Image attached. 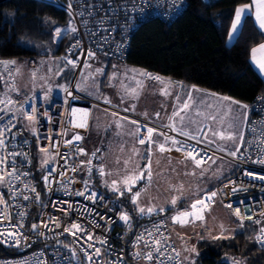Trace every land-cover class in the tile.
Masks as SVG:
<instances>
[{
	"label": "built area",
	"instance_id": "built-area-1",
	"mask_svg": "<svg viewBox=\"0 0 264 264\" xmlns=\"http://www.w3.org/2000/svg\"><path fill=\"white\" fill-rule=\"evenodd\" d=\"M51 1L67 10L71 19L69 30L75 35L64 54L67 64L73 69L69 82L50 101L41 100L32 93L16 98L6 94L0 74V101L5 102L0 103V132H3L4 140V144L0 145V157L5 159V163L0 164V174H5L4 181L0 182V198L3 201L0 202V243L14 252L0 256V264H183L169 225L196 222L200 220L196 217H203L217 201L230 210L233 219L240 225L251 222L256 226L253 237L257 246L264 250V243L257 239L264 236L260 226L264 220V163L259 162L264 160V95L249 104L240 151L232 156L230 151L213 148L198 137L191 135L194 138L190 139L181 135L169 119L170 114L161 121L155 120L95 99L77 89L79 73L88 58L91 59L88 55L90 51L123 61L132 32L143 19L156 16L170 21L182 13L186 0ZM69 60L74 64H69ZM2 69L5 70V67ZM172 79L176 84L182 83L180 79ZM9 81L15 84L12 77ZM8 100L13 103L7 104ZM94 104L135 121L136 130L139 129L136 133L139 145H149L147 129L151 127L156 129L152 140L165 144L171 149L170 153L193 164V159L186 158L190 151L199 153L205 159L218 155L233 161L235 168L197 198L217 193L204 204L197 205L196 209L190 207L194 200L168 213L146 215L135 225L131 219L122 220L121 194L96 193L85 183L100 171V149L88 151L83 145ZM26 114H31L34 119L28 120ZM81 124L85 126H78ZM169 125L177 130L173 131ZM162 133L178 143L166 141ZM75 135L82 139L75 140ZM141 138L145 139V144L138 143ZM69 140L71 144L66 143ZM178 147L182 150L176 151ZM79 149H83L85 154H81ZM89 160L91 164L87 163ZM73 168L76 170L73 171ZM13 171L19 179L6 175ZM33 188L35 191H32ZM125 192L130 193L128 190ZM37 195L40 196L39 203L36 202ZM25 196L29 199L25 200ZM237 210L239 216L235 214ZM183 212L189 215L180 216L173 223L172 217ZM53 221L58 222L60 227H56ZM73 222L84 229V232H77L78 238L64 232V228L70 227ZM21 224L23 227H20ZM33 224L38 226L35 230ZM86 234H91L94 239L89 240ZM141 236L143 239L138 240ZM154 239L160 240L161 245L154 244ZM97 240L106 243L101 244ZM157 247L163 255L154 251ZM96 248L100 249V255L95 254ZM149 252L152 260L146 258Z\"/></svg>",
	"mask_w": 264,
	"mask_h": 264
},
{
	"label": "trees",
	"instance_id": "trees-1",
	"mask_svg": "<svg viewBox=\"0 0 264 264\" xmlns=\"http://www.w3.org/2000/svg\"><path fill=\"white\" fill-rule=\"evenodd\" d=\"M250 1L186 0L182 13L170 21L148 16L132 32L123 61L249 106L256 97L264 95V80L250 61L252 48L264 42V32L251 15H245L235 39L228 43L227 37L236 9ZM70 25L67 10L51 0H0V59H62L73 41L66 35L57 36L55 29L63 31ZM103 61L107 65L102 78L105 82L114 60ZM65 70L66 85L73 69L69 66ZM189 202L182 200L156 214L171 212ZM145 217L133 216L131 221L135 225ZM255 231L253 223L245 222L226 238L200 240L195 264H264V250L255 243ZM10 254H14L13 250L0 243V256Z\"/></svg>",
	"mask_w": 264,
	"mask_h": 264
},
{
	"label": "rangeland",
	"instance_id": "rangeland-1",
	"mask_svg": "<svg viewBox=\"0 0 264 264\" xmlns=\"http://www.w3.org/2000/svg\"><path fill=\"white\" fill-rule=\"evenodd\" d=\"M63 35H66L69 40L75 39V35L69 28L61 30L60 37ZM98 60L96 62L88 58L87 63L84 64L77 81L78 91L95 99H109L113 103L117 101L113 97L116 95L117 98H120L118 102H121V104H123L126 95L133 92L137 95L142 93L143 96H152L153 88L150 87L149 79L142 74L141 71H145L143 68L115 60L110 65L111 68L106 79V84L113 90V94L110 95L108 88L99 86V80L105 77L107 65L104 64V56L98 54ZM5 62L8 63L0 62V70L2 71V68L5 67V70L2 73L0 71V74L3 76L2 85L6 94H13L14 89L8 91L10 87L15 88V92H17L18 89L16 88L18 86L21 89V92H18L22 95L32 93L41 100L50 101L54 95L65 87V69L69 67L65 56L62 59L52 56H32L22 60H14L15 65L8 59ZM130 70H136L139 74L132 76ZM60 73L64 76L56 81ZM9 77L14 79L15 84L9 81ZM206 98V101H204L200 97H193L194 101L190 102L189 108L181 113L185 116V121L180 122L178 117H174V120L183 128V131L189 132L192 136H196L195 134L198 131L206 127L204 131L209 134H212L213 131L222 132L225 136L231 134L234 139L226 140L237 143L242 120L241 106L233 103V100L220 98L215 94ZM150 103L156 104L157 102L152 101ZM129 108L133 111H139L133 106ZM211 117H214V119ZM104 120L115 121L124 131L125 139H119L117 127L112 134L100 133L99 122ZM189 120L195 121V123H188ZM89 121L88 133L83 138L84 147L89 150L93 146L100 145L102 142L100 140L101 136H106L107 142L113 146L107 149L99 147L98 163L104 174L101 175V171H99L97 177L88 179L87 183L96 193L100 191L112 194L123 193L120 198L122 214H126L129 219H132L133 216L141 217L163 212L182 200H188L200 186L207 184L216 177L220 178L223 174L222 165L229 164L223 159L212 158L205 167L195 169L189 162L182 160L176 154H169L166 151L161 153L155 145H152L151 176L149 177L145 172L142 179L129 180L126 184L124 182L126 178L139 174L141 169L149 163L148 148L150 145L137 144L135 139L136 123L115 116L96 104L91 107ZM217 146L232 151L227 143V148L221 145ZM126 161L127 165L125 164ZM81 175L84 176L83 171ZM129 187L131 191L126 195L125 191ZM136 193L140 195L137 197V203L133 204L132 198ZM173 197H176L175 204L172 203ZM125 199L127 200L125 201ZM138 206L145 208L146 211L140 213ZM149 207L155 210L149 213L147 212ZM237 224L240 225L233 219L230 210L223 206L220 201H217L203 215L202 219L190 224H170L169 229L172 239L181 254L183 264H195L198 252L197 243L200 240L229 236L236 230ZM260 226L264 228V220Z\"/></svg>",
	"mask_w": 264,
	"mask_h": 264
},
{
	"label": "crops",
	"instance_id": "crops-1",
	"mask_svg": "<svg viewBox=\"0 0 264 264\" xmlns=\"http://www.w3.org/2000/svg\"><path fill=\"white\" fill-rule=\"evenodd\" d=\"M244 6H248V7L245 9V12L242 13L240 22L237 25L236 30L233 32L232 24H233V21L236 18V12L234 14L233 21H232V24H231V27H230V31H229V33L232 32V36L230 37L229 33H228V37H227V42L228 43H231L235 39V37H236V35H237L238 31H239V28L241 26L242 19H243V17L245 15H251L253 17V20H254L256 26L260 30H262L264 32V29H262L260 27V23H259V21L257 19V4L253 3V0H251L250 3L240 5V6H238V8H242ZM262 45H264V42H262L261 44L255 46L254 48H252L251 53H250V61L252 63V66L255 68V70L260 74V76L264 80V70H262V68H261V65H264V49H262L260 47ZM6 60L7 59H1V62L3 63ZM8 60L10 62H14V60H16V59H8ZM94 61H96V59H94ZM98 61H96V62H98ZM121 62H124V61H121ZM15 64L16 63L14 62L13 65H15ZM110 68H111V66H110ZM109 71H108V73H109ZM129 72H130V74L132 76H135L136 74H139L136 70H130ZM141 72L144 75V77L148 78L149 81H150V87L153 88L152 96H147V95L143 96L142 93L137 95V93L133 92L130 95H126V98H125L123 104H121V102H118V101H120V98H117L116 95L113 96L114 99L117 100L115 103L111 102V100H109V99H107V101H110L111 104H114V105H117V106H120V107H123V108H127L129 110H130L129 107H131V106L136 107L137 109H139V111H136V110H134V111L130 110V111L142 114L144 116H148V117H150L152 119H155V120H160L161 121L166 115L170 114V116L172 117V122H173L174 126L178 130H181V129L183 130V128H181V126L179 124H177V122L174 120V117H173L172 114H173L174 111H178L180 108H182L184 102H187L188 104H190V102L193 100V97H200L204 101H206V99H207L206 97L207 96L209 97V96H212L214 94L217 95V96H220V98H223V97L224 98H228L230 100L238 102L236 104H239V106H241V105L246 106V107H241V110H242L241 129H240V136H239V139L237 140V143L236 142H232V141L228 142L226 139H220L218 137L213 136L211 133L210 134L208 133L207 138H205L202 135V133L205 132L204 129H206V127H203L202 130L198 131V133L195 134L196 135L195 137H198L200 140L206 142L211 147L217 148V149H223V148L218 147L217 145H221V146L227 148L226 143H227V145H229V147L232 148L231 149L232 151H235L237 146L240 147V145L242 143V140H243L244 126H245V123H246V120H247V116H248V104H246L244 102L237 101L235 99H232V98H230L228 96H225V95H222V94L214 93L212 91H209L207 89H204V88H201V87H198V86L184 85L183 83L176 84L173 81L172 78L162 77V76H159V75H157V74H155L153 72L147 71V70L141 71ZM61 75L62 74L60 73V75L57 76L56 81L61 79L60 78ZM156 77H159V79H156ZM99 82H100L99 86L101 88H108L109 89V94L110 95L113 94L112 88L108 87V85L105 84L106 81L103 82L102 78H101L99 80ZM12 89H14L12 95L15 96L16 98H20L21 95H22L20 93L21 89H19L18 86H17L16 89H18V91H20V92H18V91L15 92V88H11L10 87V88H8V91L10 92ZM189 94H191V98L189 97ZM103 101H106V99L103 100ZM152 101H156L157 103L156 104L150 103ZM98 106H100V105H98ZM100 107L103 108L104 110H106L107 112L115 115V116H118V117H121V118H125V117L117 114L116 112L112 111L111 109H108V108H105V107H102V106H100ZM90 112H91V110H90ZM156 113H159V117L156 116ZM89 120H90V114H89V118H88V130H89V122H90ZM126 120H127V118H126ZM99 124H100V127H101L100 133H103V134H106V135L112 134L115 131L116 127H117V134H119V139H125L124 131L122 130V128L120 126L119 127L117 126L115 121H113V120L112 121L104 120L103 122H99ZM136 133H135V139H136ZM101 137L102 138H100V140L102 142L100 143V145L93 146L89 150L94 149V148H99V147L100 148L104 147V148L107 149L108 147H112L113 146V145H111L110 143L107 142L106 136H101ZM241 137H242V139H241ZM157 138H158V135H157ZM209 141H213V142L209 143ZM224 150H226V149H224ZM227 151H229V150H227ZM232 151H230V152H232ZM166 152L169 153V154H174V153H170L169 151H166ZM177 156H179V155H177ZM179 157L182 160H186L187 162H189L191 164V166L194 167L195 169H200L202 167H205V165L212 158H220V159H223V160L229 162V164L222 165L223 174H222V176L220 178L216 177L215 179L211 180L207 184H204V185L200 186V188L198 190L193 192V196H191L189 198L190 202L195 200L196 198H198L201 193L213 188L218 182H220L222 179H224L229 174H231L233 172L234 168H235V164H234L233 161H231L229 159H226V158H223V157L218 156V155H213L211 157V159L208 160L207 163H202L200 165V167H196L195 164H193L191 161H189L187 159H184L181 156H179Z\"/></svg>",
	"mask_w": 264,
	"mask_h": 264
},
{
	"label": "snow or ice",
	"instance_id": "snow-or-ice-1",
	"mask_svg": "<svg viewBox=\"0 0 264 264\" xmlns=\"http://www.w3.org/2000/svg\"><path fill=\"white\" fill-rule=\"evenodd\" d=\"M253 3H256V4H257V19H258V21H259V23H260V27H261L262 29H264V0H253ZM247 7H248V6H244V7H242V8H238V9L236 10V18H235V20L233 21V24H232L233 32L236 30L237 25H238L239 22H240L241 15H242L243 12H245V9H246ZM72 30L75 31L74 28H73ZM55 31H56L57 36H59L60 33H61V29L57 28V29H55ZM229 36H230V37L232 36V32L229 33ZM260 47H261L262 49H264V45H262V46H260ZM254 51H255V50H254ZM88 55H89V56H92L93 53L89 52ZM4 63H8V62H4ZM12 63H14V62H12ZM68 63H69V64H74V62H73L72 60H69ZM261 68H262V70H264V65H261ZM156 79H159V77H156ZM189 97L191 98V94H189ZM224 99H228V98H224ZM105 102H106V103H110V101H107V100H106ZM0 103H5V102H4V101H0ZM6 103H7V104H12L13 101L8 100ZM233 103H238V102H235V101H234ZM241 107H246V106L241 105ZM188 108H189V104H188L187 102H184L182 108H180L178 111H174V112H173V114H172L173 117H178V118H179V121L183 123V122L185 121L186 118H185V116L181 115V113L184 112L185 110H187ZM156 116L159 117V113H156ZM26 118H27L28 120H33V119H34V117H33L31 114H26ZM211 118L214 119V117H211ZM169 119H172V117H169ZM133 123H136V122L133 121ZM188 123H195V121H191V120H189ZM78 126H80V127H84L85 125H84V124H81V125H78ZM117 126L119 127V125H117ZM169 127H172L173 131H176V130H177L173 125H169ZM136 131H137V133H138V132H139V129L137 128ZM155 132H156V129H154V128H151V127H150V128L147 129L148 143H149V145H150L149 148H148V153H149V155H148V160H149V163H148L147 165H145L143 169H141V172H140L139 174L135 175L134 177H128V178H126V180L124 181L126 184L128 183L129 180H139V179H142V178H143V175L145 174V172H147V175H148L149 177L151 176V171H150V169H151V146H152V145H155L156 148H157V150L160 151L161 153L164 152V151H170V150H171V149L166 148V147H165V144H163V143H157L156 141L152 140V136H153V134H154ZM180 134H181V135H184V136H186V137H189L190 139H191V138H194V137H192V136L190 135L189 132L183 131L182 129L180 130ZM162 135H164L166 141H167V140H172V143H173V144L178 143L174 138L169 137V136H167L166 134H163V133H162ZM202 135H203L205 138H207L208 133H207V132H203ZM212 135L215 136V137H218V138H220V139H234V137H233L231 134L225 136L222 132H217V131H213ZM2 137H3V132H0V145H3V144H4V140H3ZM74 139H75V140H80V139H82V137L79 136V135H75V136H74ZM241 139H242V137H241ZM212 142H213V141H209V143H212ZM66 143L71 144L72 141L69 140V141H66ZM138 143H140V144H145L146 141H145L144 138H141V139L138 140ZM181 150H182V147H178V148H176V151H181ZM41 151H46V150H45V149H41ZM79 151H80L81 154H85L83 149H79ZM239 151H240V148L237 146L236 149H235V151H232V152H230L229 154L232 155V156H236L237 152H239ZM13 155H15V154H13ZM92 155H95V153H93ZM197 156H199L198 159H197ZM186 158H191V159H193V161H194L196 167H200V165H201L202 163H207L208 160L211 159V157H208L207 159H205V157L200 156L199 153H195L194 151H190V152H188ZM259 162H260V163H264V160L259 161ZM4 163H5V159H4L3 157H0V164H4ZM13 163H14V162H13ZM45 163H47V161H45ZM82 163H84V162H82ZM87 163H88V164H91V161L89 160V161H87ZM125 164L127 165V161L125 162ZM72 170L75 171L76 169L73 168ZM100 171H101V175H103V174H104L103 169H101ZM6 175H7V176H15L16 179H19V175H16L15 171H13V172H8V173H6ZM4 179H5V174H0V182H3ZM44 179L47 181V180H48V177H44ZM85 183H87V182H85ZM113 183L115 184L116 182L114 181ZM181 187H182V186H181ZM114 190H115V189H114ZM127 190H128V191H131V188L129 187ZM32 191H35V189L33 188ZM121 194H123V193H121ZM77 195H83V193H77ZM139 195H140L139 193H136V194L133 195V198H132V202H133V204H136V203H137V197H138ZM216 195H217V193H215V192L211 193V197H214V196H216ZM211 197H208V196L206 195L205 198H203V199H197V200H195V201L190 205V207H191L192 209H196L197 205L204 204V203L206 202V200L211 199ZM24 199L27 200V199H29V197L25 196ZM37 199H39V196H38V195H37ZM0 202H3V201H2V198H0ZM172 203H173V204L176 203V197H173V198H172ZM228 207H231V206L229 205ZM138 210H139L140 213H144V212L146 211L145 208H143V207H139V206H138ZM154 210H155V209L152 208V207L147 208V212H149V213L153 212ZM161 211H163V209H161ZM235 214L238 215V216L240 215V213H239L238 210L235 212ZM20 215H23V213H21ZM188 215H189L188 212H183V213H180L178 216H174V217H172L173 223H176V222L180 219V216H188ZM196 218H197V219H202L203 217L198 215ZM246 218H247V219H251V217H246ZM121 219L127 221V220L129 219V217H128L126 214H122V215H121ZM180 222H181V223H184V221H180ZM53 223L56 224V227H60V225H59L58 222L53 221ZM257 223H259V221H257ZM20 227H23V225L21 224ZM37 227H38V226H37L36 224H33V225H32L33 230H35ZM44 227H47V224H44ZM221 227H223V226L221 225ZM64 232H65V233H69V234L73 235L74 237H76L77 232H84V229H83L78 223L73 222V223L70 225V227H65V228H64ZM261 232L264 233V228L261 229ZM0 235H2V233H0ZM86 235H87V238H88L89 240L94 239V237H93L91 234H86ZM149 235H151V233H149ZM76 238H78V237H76ZM214 238H218V237H214ZM225 238H226V237H225ZM139 239H143V237H142V236H141V237H138V240H139ZM165 239H166V238H165ZM257 239H258L260 242L264 243V236H258ZM0 242H2V241H0ZM97 242H99V243H101V244L106 243V241H104V240H97ZM153 243L156 244V245H161V241H160V240H155V239H154V240H153ZM146 246H147V245H146ZM89 247H93V245H92V244H89ZM154 251H156V252L159 253L160 255H163V252L160 251V248H159V247L155 248ZM95 254H96V255H100V249L96 248V249H95ZM85 255L88 256V259H89V260H91V256H90V255H88L87 253H86ZM137 255H139V253H137ZM146 258L149 259V260H152V259H153V256H152L151 252H149V253L147 254Z\"/></svg>",
	"mask_w": 264,
	"mask_h": 264
},
{
	"label": "water",
	"instance_id": "water-1",
	"mask_svg": "<svg viewBox=\"0 0 264 264\" xmlns=\"http://www.w3.org/2000/svg\"><path fill=\"white\" fill-rule=\"evenodd\" d=\"M91 53H93V55L92 56H90V57H93V58H95L96 57V54L94 53V52H92V51H90ZM36 202L37 203H39L40 202V196H39V199H37L36 200Z\"/></svg>",
	"mask_w": 264,
	"mask_h": 264
}]
</instances>
